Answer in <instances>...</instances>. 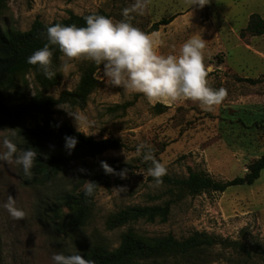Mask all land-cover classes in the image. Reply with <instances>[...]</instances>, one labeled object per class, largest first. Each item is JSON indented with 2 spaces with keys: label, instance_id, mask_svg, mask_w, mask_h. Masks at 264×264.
<instances>
[{
  "label": "rangeland",
  "instance_id": "obj_1",
  "mask_svg": "<svg viewBox=\"0 0 264 264\" xmlns=\"http://www.w3.org/2000/svg\"><path fill=\"white\" fill-rule=\"evenodd\" d=\"M135 2L7 0L0 7V29L25 32L35 20L50 24L69 14L82 16L102 10L110 14L113 23L124 20L145 32L153 23L198 6L183 23L177 20L168 31L155 36L154 45L159 54L178 55L185 41L201 36L206 43L203 62L210 70L208 85L226 89V97L210 110L191 100L152 103L142 94L107 85L102 66L95 74L99 86L85 107L70 108L95 121L91 129L95 134L87 135L83 127L80 132L74 118L58 106L53 117L58 124L69 125L95 140L116 139L122 148L71 162L46 186H26L21 167L0 161V264H54V254H76L91 247L112 251L128 230L144 237L172 235L178 240L204 233L218 243L208 264H264V170L252 185L191 197L183 190L157 185L147 175L151 161L136 152L140 144L146 145L142 152L150 151L167 168L166 176L177 179L186 178L189 171H203L217 181L248 173V166L264 154V35L253 36L245 29L251 15L264 20V0H148L142 15L130 11L124 17L123 9H131ZM86 61H74L75 67L68 73L60 71L59 84L46 95L57 99L63 91H74ZM35 90L33 75L28 73L18 77L16 90L2 95L8 105L15 106L29 101ZM158 104L165 107L160 115L154 111ZM33 125L34 121L27 119L21 127L0 128V139L17 143V131ZM101 162L126 164L129 169L119 183L111 177L108 188L97 187L92 214L83 226L61 235L50 222L37 219L40 202H49L54 192L79 185L84 188L86 181L101 171ZM118 188L126 190H115ZM8 196L25 212L22 220L13 219L3 207ZM166 203L170 204V213L165 222L137 220L119 227L110 222L129 207ZM231 242L242 245L245 252Z\"/></svg>",
  "mask_w": 264,
  "mask_h": 264
},
{
  "label": "trees",
  "instance_id": "obj_2",
  "mask_svg": "<svg viewBox=\"0 0 264 264\" xmlns=\"http://www.w3.org/2000/svg\"><path fill=\"white\" fill-rule=\"evenodd\" d=\"M7 0H0V7ZM98 14L111 18L110 14L100 10L82 16L69 14L65 19L45 24L35 20L25 32L7 31L0 29V128H15L22 126L27 120H33L34 125L22 127L17 131L20 141L18 149L23 151L31 148L37 152V164L32 169L31 175H26L21 170V176L26 186H46L53 183L60 172L71 162L82 161L110 151L122 148V144L116 139L95 140L75 131L71 126L58 124L54 119V109L58 105H70L71 108L83 109L89 96L98 88L96 72L102 67L90 61L83 64L81 76L74 91H63L57 99L46 95V92L57 86L61 79L60 53L54 52L51 68L56 72L52 80L46 79L37 66L26 63L34 51L43 47L47 42L42 33L47 27L55 24L64 26L76 25L84 27L85 17ZM175 17L168 20H160L151 24L145 31L147 34L157 32L161 26H166ZM253 36L264 35V20L258 15H251L246 29ZM31 73L36 86L34 96L24 103L10 106L2 93L14 91L18 88V77ZM245 82L256 81L244 79ZM127 105H124L125 107ZM165 107L158 104L154 107L156 114L164 112ZM169 109V107H168ZM66 136L75 137L77 144L71 155L65 150ZM109 166L116 174H106L101 171L94 175L90 182L99 186L109 187L110 178L120 182L122 170L129 169L126 164L112 163ZM264 170V154L248 166V173L243 177H237L230 181H217L203 171H189L184 179L170 176L162 178V185L169 188L185 191L188 196L195 197L201 194L223 193L231 186L252 185L260 177ZM153 180V178H152ZM154 181V180H153ZM84 195L81 185L75 186L69 191L54 192L51 200L42 201L36 210L37 219L51 223L57 234L66 235L83 226L92 214L94 208V196ZM170 213V204L163 206L129 207L114 215L111 224L114 227L123 226L129 222L145 220L165 222ZM232 246L245 249L237 242H231ZM218 245L217 239L204 233H193L185 239L178 240L172 235L163 237H144L128 230L121 236L119 246L112 250L101 247H91L80 254L82 258L89 259L95 264H208L213 257V250Z\"/></svg>",
  "mask_w": 264,
  "mask_h": 264
},
{
  "label": "clouds",
  "instance_id": "obj_3",
  "mask_svg": "<svg viewBox=\"0 0 264 264\" xmlns=\"http://www.w3.org/2000/svg\"><path fill=\"white\" fill-rule=\"evenodd\" d=\"M147 4L148 0H136L131 9H123L122 15L128 17L130 11L142 15ZM85 25L55 24L47 27L46 32L42 33L47 42L27 57L26 63L37 66L46 79L52 80L56 77V72L51 68L52 58L58 50L62 61L60 71L63 73L75 67L74 61L88 60L99 67L103 66L102 78L107 85L122 88L128 93L142 94L152 103L191 100L210 110L226 97V89H213L208 85L210 70L203 62L206 43L201 36H193L185 41L178 55H163L158 53L154 45L153 37L158 34L149 35L127 21L113 23L105 16L92 14L85 17ZM58 107L74 118L79 131L83 127L88 130L87 135L95 134L91 131L96 126L94 120L83 113L71 112L70 105ZM64 140L65 150L71 155L78 141L70 136ZM146 148V145L140 144L136 149L137 155L142 154L145 161H151L152 166L147 169V175L160 185L163 183L162 178L167 175V168L150 151L142 152ZM37 158V152L31 148L21 151L14 140L0 139V161L14 163L26 175H31ZM101 167L106 174H116L105 162H101ZM118 175L121 179L125 178L127 169ZM97 186L95 182L86 181L84 195L91 197ZM3 207L13 219L22 220L25 217V212L16 207L15 199L11 196H8ZM51 259L54 264H95L80 254H54Z\"/></svg>",
  "mask_w": 264,
  "mask_h": 264
},
{
  "label": "crops",
  "instance_id": "obj_4",
  "mask_svg": "<svg viewBox=\"0 0 264 264\" xmlns=\"http://www.w3.org/2000/svg\"><path fill=\"white\" fill-rule=\"evenodd\" d=\"M198 8V6H193L192 8H190V10L188 11V12H186V13H183V14H177L176 16H175V18L172 20V22L170 23V24H168V25H166V26H161L160 28H159V30L157 31V32H154L155 34H158V35H156V36H160V34L162 33H164L165 31H168L172 26H173V24L177 21V20H185V17L186 16H188V14L189 13H191L192 11H194V10H196ZM184 20L181 22V23H183L184 22ZM154 33H152V34H154ZM151 35V34H150ZM155 37V36H154ZM153 37V38H154Z\"/></svg>",
  "mask_w": 264,
  "mask_h": 264
}]
</instances>
